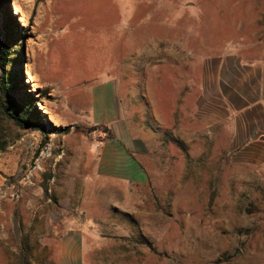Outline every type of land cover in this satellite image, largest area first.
I'll return each instance as SVG.
<instances>
[{
  "label": "rangeland",
  "instance_id": "obj_1",
  "mask_svg": "<svg viewBox=\"0 0 264 264\" xmlns=\"http://www.w3.org/2000/svg\"><path fill=\"white\" fill-rule=\"evenodd\" d=\"M3 1L39 114L0 117V264H264V0Z\"/></svg>",
  "mask_w": 264,
  "mask_h": 264
},
{
  "label": "trees",
  "instance_id": "obj_2",
  "mask_svg": "<svg viewBox=\"0 0 264 264\" xmlns=\"http://www.w3.org/2000/svg\"><path fill=\"white\" fill-rule=\"evenodd\" d=\"M3 11L4 18L0 20V40L5 37V44L0 49V117L3 120L14 122L19 128H26L29 122L38 119L39 111L36 107L37 102L24 91V97L20 101L13 99L19 95L21 89L25 87L22 74L12 71V53L10 51L11 39L18 37L16 22L12 19L6 10L3 0H0V11ZM18 137L11 139H0V149L6 146Z\"/></svg>",
  "mask_w": 264,
  "mask_h": 264
},
{
  "label": "crops",
  "instance_id": "obj_3",
  "mask_svg": "<svg viewBox=\"0 0 264 264\" xmlns=\"http://www.w3.org/2000/svg\"><path fill=\"white\" fill-rule=\"evenodd\" d=\"M242 93L247 95L244 92ZM257 101L260 103V100ZM257 101H254V103H257ZM250 105L252 104L247 105L246 108H249ZM124 130L125 129L123 128L119 129V143L107 141L104 145L102 162L106 167H108V170L111 169L110 173L112 175L118 174L124 177L144 181L145 171L137 161L138 158L134 156L135 153L137 154L136 145L132 143L129 137L125 136Z\"/></svg>",
  "mask_w": 264,
  "mask_h": 264
},
{
  "label": "water",
  "instance_id": "obj_4",
  "mask_svg": "<svg viewBox=\"0 0 264 264\" xmlns=\"http://www.w3.org/2000/svg\"><path fill=\"white\" fill-rule=\"evenodd\" d=\"M104 131L107 132L108 131V128H106Z\"/></svg>",
  "mask_w": 264,
  "mask_h": 264
}]
</instances>
